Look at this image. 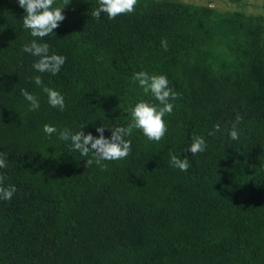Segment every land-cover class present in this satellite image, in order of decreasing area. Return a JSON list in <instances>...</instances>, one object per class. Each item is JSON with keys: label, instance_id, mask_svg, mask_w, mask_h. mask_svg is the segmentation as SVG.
<instances>
[{"label": "trees", "instance_id": "1", "mask_svg": "<svg viewBox=\"0 0 264 264\" xmlns=\"http://www.w3.org/2000/svg\"><path fill=\"white\" fill-rule=\"evenodd\" d=\"M96 7L70 0L59 27L38 38L18 0H0V174L17 189L0 199V264H264V15L138 0L132 13L96 19ZM33 39L66 58L57 74L34 69L38 58L22 51ZM141 71L178 93L159 142L134 128L130 155L101 167L44 133L49 124L98 137L102 126L110 138L140 100L160 107L134 81ZM45 86L64 97L63 111ZM194 135L206 141L195 155ZM170 152L189 169L172 166Z\"/></svg>", "mask_w": 264, "mask_h": 264}, {"label": "clouds", "instance_id": "2", "mask_svg": "<svg viewBox=\"0 0 264 264\" xmlns=\"http://www.w3.org/2000/svg\"><path fill=\"white\" fill-rule=\"evenodd\" d=\"M55 0H18L19 6L26 10L23 17V27L31 30L32 37L44 38L53 33V30L59 27L60 22L65 19L62 8L66 6L70 0H62L60 5L54 6ZM99 7L92 12V16L100 19L101 13L107 15L108 19H115L122 14L132 13L138 0H97ZM162 47L167 50V40L161 41ZM23 52L30 53L38 59L34 62L33 67L38 72H48L53 75L57 74L61 66L65 63V57L55 53H50L47 43H40L33 39L30 43H26L22 47ZM36 85H42L43 81L40 76H35ZM134 81H138L145 93L149 91L160 103V107L147 101L140 100L131 109L130 115L132 123L127 127L116 126L111 127V137L104 136V127H97L98 137H94L91 132L85 134L82 130L73 133L71 130L64 128L58 131L55 126L45 124L43 131L46 135L51 136L58 132L60 140L71 142L72 150L77 151L83 157H88L91 153L95 157V163L101 164L104 160H121L127 158L131 151V140L125 137L131 136L134 128L141 129L143 134L150 141L159 142L165 135L167 127L164 121L166 114H171L173 104L170 100L178 98V93L169 87V81L165 75H149L145 71L137 72L133 77ZM43 91L47 94L48 103L55 108L63 111L65 108V100L61 93L49 87H44ZM23 97L30 102L31 110L35 111L39 108V101L26 89H21ZM243 117L238 113L229 129V137L232 140L239 139L238 125L242 122ZM220 125H215V130L209 132V135H215L220 132ZM188 150L193 154L202 153L206 150V141L203 136L194 135ZM170 163L172 166L179 168L181 171L189 169V161L185 157L181 159L173 153H169ZM93 159H86V166H91ZM7 167V156L0 152V168ZM5 176L0 174V199L11 200L17 191L15 185L4 187Z\"/></svg>", "mask_w": 264, "mask_h": 264}, {"label": "rangeland", "instance_id": "3", "mask_svg": "<svg viewBox=\"0 0 264 264\" xmlns=\"http://www.w3.org/2000/svg\"><path fill=\"white\" fill-rule=\"evenodd\" d=\"M204 7L215 8L222 12L243 11L249 15H264V0H183Z\"/></svg>", "mask_w": 264, "mask_h": 264}]
</instances>
